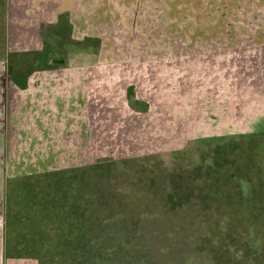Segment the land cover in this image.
<instances>
[{
    "label": "rangeland",
    "instance_id": "rangeland-1",
    "mask_svg": "<svg viewBox=\"0 0 264 264\" xmlns=\"http://www.w3.org/2000/svg\"><path fill=\"white\" fill-rule=\"evenodd\" d=\"M64 11L82 43L19 88L8 54L42 50ZM107 159L117 195L146 190L122 212L145 219L153 264H215L201 239L222 227V264H264V0H0V264H38L5 254L24 181ZM178 170L213 183L207 210L160 209Z\"/></svg>",
    "mask_w": 264,
    "mask_h": 264
},
{
    "label": "trees",
    "instance_id": "trees-1",
    "mask_svg": "<svg viewBox=\"0 0 264 264\" xmlns=\"http://www.w3.org/2000/svg\"><path fill=\"white\" fill-rule=\"evenodd\" d=\"M49 26L53 31L44 33L42 50L8 54L12 80L21 89L27 87L28 76L41 68L43 56L47 61L67 59L73 45L82 43L72 37L73 26L68 12H61ZM34 54L37 56L34 62L17 61V57L28 58ZM22 70L26 71L25 76L20 73ZM116 170L114 160H98L88 167L47 170L24 181L26 192L18 207H11L7 213V226L14 224L17 228L6 233V256L32 257L38 264H153L151 255L141 248L145 241V219L122 212L132 196L143 197L146 190L134 189L133 194L124 190L123 194V184L114 186L121 177ZM193 170L205 173L207 179L211 173L218 185L215 190L222 188L219 178L205 165H197ZM192 173L178 170L169 175L168 191L159 204L160 209L183 208L191 204L193 196L201 200L199 204L202 203L203 210L209 208L206 197L214 188L213 183L191 187L190 182L198 178ZM125 178L129 182L135 180L131 175ZM155 178L154 173L150 180ZM129 184L124 183V186ZM116 191L122 194L117 195ZM224 228L218 233L212 230L201 239V245L213 252L215 264H222L224 257L219 253L225 246L217 247L213 234L225 235ZM230 233L228 231V235ZM223 239L225 237H221V241ZM169 250L164 247L160 252L168 254ZM235 253L239 258L244 256L239 250ZM239 262L237 259L233 264Z\"/></svg>",
    "mask_w": 264,
    "mask_h": 264
}]
</instances>
